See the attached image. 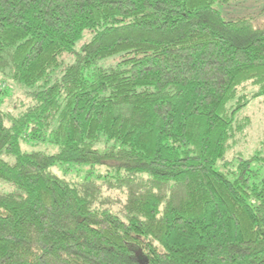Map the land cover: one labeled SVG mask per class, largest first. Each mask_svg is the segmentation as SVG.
Wrapping results in <instances>:
<instances>
[{"label":"trees","instance_id":"16d2710c","mask_svg":"<svg viewBox=\"0 0 264 264\" xmlns=\"http://www.w3.org/2000/svg\"><path fill=\"white\" fill-rule=\"evenodd\" d=\"M232 1L0 0V81L26 99L0 100V264H264V154L226 157L264 23Z\"/></svg>","mask_w":264,"mask_h":264},{"label":"rangeland","instance_id":"374dc122","mask_svg":"<svg viewBox=\"0 0 264 264\" xmlns=\"http://www.w3.org/2000/svg\"><path fill=\"white\" fill-rule=\"evenodd\" d=\"M226 19L237 17H252L258 23H264V0H237L229 4L217 6ZM67 58L66 60H69ZM114 58L106 59L102 64H109ZM0 100L1 107L17 112V104L26 101L23 96V90L10 80L0 81ZM252 88L250 84L242 87V91L249 92ZM239 116L244 120L243 129L239 131L231 141L230 148L226 154L227 161L235 162L238 155L248 157L255 151L264 154V97H252L248 104L239 111ZM242 122V121H241ZM22 148L27 151L38 150L45 153H54L58 149L48 141H33L23 143ZM239 159V158H238ZM92 169V170H91ZM91 170V171H90ZM94 171L103 172L102 169L91 168L79 165H60L56 164L50 168V173L58 178L65 179L70 183H79L88 176H93ZM9 190L6 184L0 182V193ZM103 196L109 200V206L112 210H118L120 203L124 201V195L116 190L104 189Z\"/></svg>","mask_w":264,"mask_h":264}]
</instances>
